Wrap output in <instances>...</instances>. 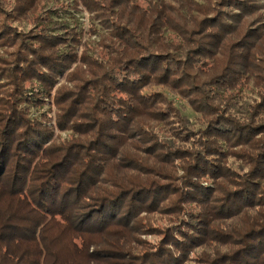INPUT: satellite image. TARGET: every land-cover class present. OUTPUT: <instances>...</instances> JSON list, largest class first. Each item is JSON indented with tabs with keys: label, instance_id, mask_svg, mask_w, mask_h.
Instances as JSON below:
<instances>
[{
	"label": "trees",
	"instance_id": "16d2710c",
	"mask_svg": "<svg viewBox=\"0 0 264 264\" xmlns=\"http://www.w3.org/2000/svg\"><path fill=\"white\" fill-rule=\"evenodd\" d=\"M80 1L104 25L88 37L66 9L0 0V49L19 67L12 92H31L0 102V264H264V0ZM73 64L89 77L75 83ZM36 91L55 92L54 124ZM160 127L184 141L168 152L181 171L172 184L155 178L169 161L162 143L172 147L157 132L151 157L122 151ZM167 200L180 213L156 232L141 214L168 212ZM214 217L237 241L214 236Z\"/></svg>",
	"mask_w": 264,
	"mask_h": 264
},
{
	"label": "rangeland",
	"instance_id": "374dc122",
	"mask_svg": "<svg viewBox=\"0 0 264 264\" xmlns=\"http://www.w3.org/2000/svg\"><path fill=\"white\" fill-rule=\"evenodd\" d=\"M140 2H142V1H140ZM199 2H200V0H199ZM212 2H213V0L211 1V4H212ZM40 4H41V8H38V10H40V11L41 10L44 11L45 9H52L57 13H63L62 10L66 9L67 13L65 15L66 16H72L73 18H75L78 21L75 23L78 26V29H84V32H86L87 37L90 35V33H92L93 30H95L97 28L102 29V27L104 26L98 20L97 14H94V12H91L88 8H84L83 4L80 0L78 2H77V0H41ZM142 4H143V2H142ZM75 5H76V7H74ZM202 6H204V5H199V3H198L197 6L194 8L198 11L199 8L202 9ZM67 9L71 10L70 13L67 11ZM199 12H201V11H199ZM198 14L200 15V13H198ZM70 18L71 17H68V20H71ZM23 25H25V27H26L24 29L29 28L28 21L24 20ZM91 38L94 41L99 40L98 36L96 34H93ZM98 44H99V42L95 43V42L91 41L89 43L88 48L91 49L93 47V45H96L94 51L98 50L100 53L104 54L106 52V50L103 47H101L103 45V41L99 45ZM2 51H4V49H2L0 51V54L2 53ZM108 52H110V50ZM1 57H2V59L0 60V71H1L0 72V81H1V83H0V102L2 100H5L6 98L9 100H13L14 98H16L18 93H21L23 91V90H19L18 92L17 91L12 92L13 87L15 86V83H16L15 79L17 77L16 75H14V72L16 74H19L18 73L19 67L17 68L14 66L13 63L9 62L10 60H12V57H10L9 55H4V53H2ZM8 67H9V69H8V76L9 77L7 76V73H4L1 70V68H8ZM75 69H76V66H75V64H73L72 69H70L69 72L71 70L74 71ZM76 70H75L76 72L74 73V75H71L72 78L74 79L75 83L77 82L78 78H80V77L86 78V77H89V75H90V73H89L90 70L86 65H83L82 68H78ZM57 85L58 86L64 85L63 89L65 86H66L65 88L74 87V84L72 81L65 80V78L60 79L59 77L57 79ZM20 89H22V87H20ZM27 89L24 88V91H23L24 94L20 95V98H31V96H29V95H31V92L27 91ZM36 94H37L38 98L44 99V101H43L44 103H43L42 107H39L40 111H42V113H46V117L47 116L51 117L50 121H44L45 124H47V125L54 124L56 121L55 120L56 119V117H55V115H56V112H55L56 103L55 104L53 103V98L56 97L55 92H52L49 95H41L36 91ZM58 98H63V95H59ZM175 100H176L175 102H177V103H181V104L183 103L184 104V101H182L180 98L175 97ZM23 101H25V99H22V102ZM19 103H21V101H19ZM21 104H24V103H21ZM30 108L32 110L36 111V107L30 106ZM184 112L189 117V119L191 120L192 124L191 123L190 124L192 125L194 130L199 128V126L201 127L203 125V123H201V121L199 120L200 116L198 114L194 113L188 106H187V109H185V111H183V113ZM41 118L44 119V117H41ZM164 125L167 126L168 123H164ZM156 132L160 136L161 141L170 142L172 147L167 148L166 145L164 144V142L162 143L165 149L160 151V152L158 151V152H159V154H161L162 160H169V161L168 162L167 161H157L158 167L162 168V170L164 168L165 171L163 170L161 172L160 176H158V177L154 176V177L156 179H160L161 181L165 180L166 183L172 184L173 181H171L168 178L171 176L172 178H174V181H176V179L179 178V175H180L179 173L181 171H175V169L172 168L174 166L175 167L177 166V164H176L177 161L174 162L168 152L177 153V150H179V148H177V147H181L184 141L174 142L171 134L167 133L164 130V128L160 127L156 131L150 130L149 132H147V134H143L140 137V139H138V140L132 139L131 141H129V143H128L129 145H126L122 149V151H124L123 155L125 157H127L128 160H130L131 158H135L136 155L145 157L142 150L148 151V154L151 153L153 148L151 146H148L146 141L153 138L149 134L156 135ZM54 133L56 135L58 134L61 138L66 137L69 134L66 131H58L57 128L54 129ZM150 157H151V155H150ZM151 162H152V158L150 160L149 166L151 165ZM206 184H208L207 181L203 182V185H206ZM175 196L176 195H171L170 197L175 198ZM171 203L172 202L167 200L162 204L163 206H167L169 208V211L166 213H158V212L142 213L141 217H145V219L147 220V223L151 224L153 227L156 228L155 229L156 232H161L164 230L168 231L172 226L173 219H175L178 216V213H180L179 211H177L178 207L174 206V208H172L173 205H172V207L170 206ZM194 204L188 205L187 207H189V209H187L183 214L186 217V219L189 221L196 220L194 218V216L199 210V206L197 207L196 203H194ZM214 218H215V220L212 223V225L214 226L213 231H212V232H214V236L216 238H220L223 241H226V240L237 241V235L236 234L241 235L240 232L237 230L234 232L233 227H231V226L228 228L225 226L222 227L223 223H220L221 222L220 220H216V217H214ZM184 222H187V221H184ZM179 227L183 228V226H176V227H174V229L178 230ZM172 228H173V226H172ZM211 230H212V228L210 229V231ZM141 238L146 242L147 241L148 242H150V241L155 242V241L159 240L160 235H157V234L155 235V234H151V233H146V234L144 233L141 235ZM216 244H217V242H215V244L211 243V246H214ZM226 245H228V244H223V245H219V246L216 245L214 247H216L220 251H225ZM202 248L204 250L207 249V252H210L212 249V247L210 248V247H205V246ZM202 248L198 249L197 253H202V251H203ZM237 248L238 247H236L235 249H237ZM194 259H195V255L192 256V261H190L188 264H197L196 262L193 261Z\"/></svg>",
	"mask_w": 264,
	"mask_h": 264
}]
</instances>
